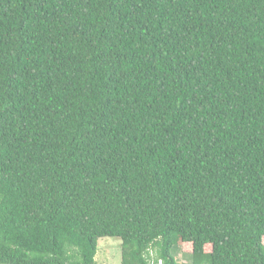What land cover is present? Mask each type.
<instances>
[{
  "label": "trees",
  "instance_id": "obj_1",
  "mask_svg": "<svg viewBox=\"0 0 264 264\" xmlns=\"http://www.w3.org/2000/svg\"><path fill=\"white\" fill-rule=\"evenodd\" d=\"M104 236L264 264V0H0V264Z\"/></svg>",
  "mask_w": 264,
  "mask_h": 264
},
{
  "label": "rangeland",
  "instance_id": "obj_2",
  "mask_svg": "<svg viewBox=\"0 0 264 264\" xmlns=\"http://www.w3.org/2000/svg\"><path fill=\"white\" fill-rule=\"evenodd\" d=\"M100 244L96 254L95 264H121V239L118 237L104 236L99 239ZM183 252H191L190 246L180 245L175 252L178 260H189ZM155 254V249H153ZM152 263H154L152 261Z\"/></svg>",
  "mask_w": 264,
  "mask_h": 264
}]
</instances>
